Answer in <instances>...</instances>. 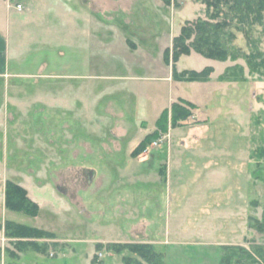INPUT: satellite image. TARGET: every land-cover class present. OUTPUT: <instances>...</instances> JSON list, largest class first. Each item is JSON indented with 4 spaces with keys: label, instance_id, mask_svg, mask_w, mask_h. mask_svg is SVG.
<instances>
[{
    "label": "rangeland",
    "instance_id": "1",
    "mask_svg": "<svg viewBox=\"0 0 264 264\" xmlns=\"http://www.w3.org/2000/svg\"><path fill=\"white\" fill-rule=\"evenodd\" d=\"M4 1L23 8L8 15L3 10V21L9 68L24 74L0 76V197L11 179L22 183L39 210L29 215L0 203V223L11 219L54 233L20 238L47 243L46 252L31 245L17 248L19 238L5 235V262L12 250L20 264H98L91 262L95 255L104 264H122L123 254H136L116 253L109 245L149 242L143 239L148 236L145 216L157 219L156 212L179 200L183 212L175 211L169 220L187 230L180 236L212 240L213 233L189 230L212 229L217 220L215 226L227 234L235 228L236 238L237 227L246 221L237 242L226 244L247 249L264 244V233L249 225L250 216L260 218L264 209V11L262 24L230 19L221 38L234 58L190 50L173 62L165 60V49L186 19L206 18L201 0L111 1L103 10L86 9V17L80 16L81 0ZM98 4L89 1L88 6ZM66 6L76 10L79 29L73 43ZM226 63L239 80L217 78ZM172 65L177 71L211 65L214 78L206 83L176 79ZM38 71L41 77L34 74ZM179 98L199 105L193 108L195 117L172 127L170 107ZM164 111L167 131L133 155L147 133L160 132ZM170 137L186 143L174 146L167 159L163 141ZM204 168L220 171L211 196ZM203 185L207 188L199 191ZM203 202L211 204L210 214L193 217L191 207ZM127 212L139 220L134 238L111 240L128 237L121 234ZM219 254L212 264H218Z\"/></svg>",
    "mask_w": 264,
    "mask_h": 264
},
{
    "label": "trees",
    "instance_id": "2",
    "mask_svg": "<svg viewBox=\"0 0 264 264\" xmlns=\"http://www.w3.org/2000/svg\"><path fill=\"white\" fill-rule=\"evenodd\" d=\"M170 3L171 0H166ZM177 3L178 0H173ZM206 6V18L200 16L194 19H186L180 26V30L171 39V45L165 49V60L171 58L174 62L182 53H188L195 50L204 56L216 58L220 60L226 59L228 56L234 58L235 55L230 52L224 44L221 34L229 25L230 19L235 18L239 22L248 24H262V12L264 11V0H201ZM234 37L232 32H229ZM248 63L253 66L251 58ZM172 77L176 79L189 80H207L210 78L213 67L206 65L200 70L189 69L177 71L172 65ZM220 80H239L235 73L226 67L221 74L218 75ZM195 104L190 100L179 98L171 103L170 107V125L173 127L178 125L180 120L189 117ZM168 112L164 111L158 120V130L147 133L134 147L133 155L138 154L146 148V146L154 139L158 138L161 132L167 131ZM264 151L260 152V155ZM264 182V177L262 178ZM4 206L11 210L22 211L29 215H36L39 210L38 203L27 195L25 187L21 184L6 179L4 184ZM250 226L257 231L264 233V209L260 218L250 216ZM3 227L4 234L9 237L16 236L19 238L15 241L17 248L31 245L34 249L46 252L47 243H38L36 240H22L23 237H53L52 231L45 230L36 226L24 224L11 219H5L0 223ZM55 244V243H54ZM97 246H99L97 244ZM96 246V247H97ZM98 248V247H97ZM109 249L113 252L120 253L127 249L136 255L123 254L122 264H164L163 252L155 249L149 242H112ZM11 260H7L4 264H20L14 259L18 257L17 252L9 251ZM91 262L104 264L101 260L92 257ZM264 264V244L255 245L252 249H247L241 244H222L220 246V254L218 264Z\"/></svg>",
    "mask_w": 264,
    "mask_h": 264
},
{
    "label": "crops",
    "instance_id": "3",
    "mask_svg": "<svg viewBox=\"0 0 264 264\" xmlns=\"http://www.w3.org/2000/svg\"><path fill=\"white\" fill-rule=\"evenodd\" d=\"M33 3L37 0H32ZM89 1H98V6L97 8H93L92 6L89 7ZM118 2L122 1V0H81V6H80V16L81 17H86L88 16V13L85 12L86 9H92V10H103L106 7H111L109 6L108 2ZM107 3V4H105ZM114 4V3H113ZM120 5V4H119ZM66 11H65V23L67 24V26L69 27V42H74V37H75V32L78 31V27L77 24L75 23V19L74 16L76 15V10H74L73 8L66 6ZM112 7H116L115 5H113ZM12 8H14V10L16 11H21L23 8H16L15 5H12L11 7L6 5V2L4 0H0V76H5V75H11V76H18V75H22L24 74V72H19V71H13L9 68L8 65V45H7V39L6 36L4 35V30H5V26H4V13L3 10L7 12V15L10 13L9 11L12 10ZM25 16L29 15V14H23ZM86 15V16H85ZM83 27H80V31H83ZM87 31V30H86ZM34 40L37 38V36L33 37ZM31 38V39H33ZM132 44H130V46H133V51L137 50L138 46L137 43L133 40H131ZM227 63L223 66L222 71H220L219 74H221L223 72V70L225 69ZM39 65V68L40 69ZM36 76L41 77L42 73L36 72L34 73ZM218 74V75H219ZM166 78H170V74H167L165 76ZM213 75L210 74V78L207 80H200L203 83L206 82H212L213 80ZM218 78V77H217ZM226 82H228L227 80H225ZM230 81V80H229ZM131 92V91H130ZM187 100H190L191 102H193L195 105H199V103L196 100H192L190 98H184ZM175 101V100H173ZM69 102V101H68ZM72 103V100H71ZM205 103V102H204ZM194 112H196V110L192 109V115L195 117L196 114H193ZM194 138V137H193ZM196 139V138H194ZM193 139V140H194ZM139 142V141H138ZM165 147L164 149H166L167 151V159H169V152L173 149L174 146L178 145V144H184L186 143V140H183L182 137H177V138H168L166 139V141H163ZM205 170L203 172H205V174H207L208 178L206 181L208 182L209 186V191H208V195L207 196H211L209 195L210 193L214 194V191L212 190V186L213 184L218 180L216 177L218 176V174L220 173L219 169L217 168H204ZM212 176H215L213 178V180H211L210 178ZM166 181L168 182V178H166ZM212 181V182H211ZM22 184V183H21ZM24 186L27 187L26 184H23ZM37 186V185H36ZM39 186V185H38ZM45 187H51L49 185H44ZM167 184H166V188H167ZM42 187V186H39ZM205 188H207L205 185H203L202 187H199V191H203ZM2 192H1V197H0V203L2 205V208H4V184H3V188H2ZM170 190V189H169ZM171 192V196L170 198H172V200H174V198L176 197V195L173 196L174 192ZM213 196V195H212ZM215 197V196H214ZM191 200H193V202H195L194 197L192 196L190 198ZM206 201V200H205ZM213 205L216 204V201L213 200ZM179 206V207H178ZM181 203L180 200L179 202L176 201V203L173 202L172 203H168L166 204V207L163 210H159L157 213V219H153L154 216H145V223H146V232L148 234V236H144L143 239L145 241H149L153 244V246L155 247V249L163 252L164 254V264H212V260L213 258H217L218 253L220 252V246L222 244H226V243H236L237 241H235L236 239H239L240 234L243 232V224L245 229H247V224L246 221L244 223H241L240 227H237L238 229H236L235 235L236 238L233 234L234 229L232 228L230 229L227 233H225V231L221 228H217L216 225V221H214L215 225L211 228H205L203 227L202 229L200 228H194V230H189L192 232H199L198 234L204 232V233H208V235H213L215 234L214 238L212 240H205L204 242L199 240L200 238H195L193 235H187V237L184 236H180L183 235L185 232L187 233V230H184L183 226H176V225H172L170 222V217L173 215V213L176 211L175 214H178V212H183V210L181 209ZM195 206V203H194ZM211 206V204H210ZM209 205H206L205 202L203 203H199L198 205H196L195 207H191V211L192 212V216L195 217L197 214H204L205 216H208L207 214H210L208 211V208L210 207ZM174 207H177V209L175 210ZM198 208V209H195ZM216 213V211L214 212ZM218 213V212H217ZM217 213L214 214L215 216H217ZM166 216L164 219H162V217ZM127 219L125 221L126 225L122 231L121 234L124 233H128V237H123V238H117V239H111V240H117V241H128L131 240L132 238H134V234L132 233L135 224L139 221L137 219L135 220H131L132 216L135 217L136 214L133 212H127L126 213ZM191 216V217H192ZM215 216H213L212 218H214ZM233 215L231 213L230 218H232ZM5 219V218H4ZM136 228V227H135ZM198 230V231H196ZM213 233V234H212ZM243 234V233H242ZM4 230L3 227L0 228V255L2 258V264L5 263V253H4ZM242 238V235H241ZM201 241V242H200ZM235 241V242H234ZM209 250H212V253L209 252ZM208 261V262H206ZM211 262V263H210ZM22 263V262H21Z\"/></svg>",
    "mask_w": 264,
    "mask_h": 264
},
{
    "label": "built area",
    "instance_id": "4",
    "mask_svg": "<svg viewBox=\"0 0 264 264\" xmlns=\"http://www.w3.org/2000/svg\"><path fill=\"white\" fill-rule=\"evenodd\" d=\"M15 7H17V8H21V4H20V3H17V4L15 5Z\"/></svg>",
    "mask_w": 264,
    "mask_h": 264
}]
</instances>
